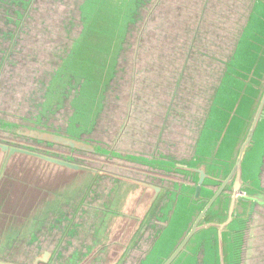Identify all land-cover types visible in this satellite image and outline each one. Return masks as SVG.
Returning a JSON list of instances; mask_svg holds the SVG:
<instances>
[{"label":"flooded vegetation","instance_id":"1","mask_svg":"<svg viewBox=\"0 0 264 264\" xmlns=\"http://www.w3.org/2000/svg\"><path fill=\"white\" fill-rule=\"evenodd\" d=\"M57 1L58 0H31L25 11L20 10L22 14L20 21L6 23L3 19H0V30H2V35H7L3 39L0 38V41H2L0 44V106L2 105L3 93H9L8 95L11 97V100H9L10 102L18 100V95H16L14 91L19 88L21 98H23V96L25 98L22 100V104L30 106L29 112L25 114V120L21 119V121L26 123L28 125L27 127L66 136V132L70 130L68 124L69 114L67 116L66 125L60 126L57 122L53 121L49 113H56V111L59 110V108H57L58 104H60L61 107L67 104V106L64 105V107H69V113H76L73 107L75 105L72 107L70 105L71 101L74 99L70 91L75 90V88H72V86H75V82L72 85L70 84L73 80L70 74V65L73 64L74 60V47L71 49V44H75L82 31V4H77L76 2H78V0H76V2L74 1L75 7L78 8L80 12V17L78 14V18L69 15L68 19H60L61 28L66 35V41L50 52L49 55H52L53 58L55 57L51 62L38 58L39 55L37 51L41 50L43 47L39 41L31 39L32 33H36L38 30L50 31L55 29L53 23L50 22L48 24L41 19L38 24L37 19L41 4H47L52 8L56 7ZM237 1L238 0H151V2H149L145 0V4L141 9V28L138 33L136 32L137 30H133V35L130 36L129 34L127 36L119 62L126 64V67L130 63V69L128 71L130 77L129 83L130 86L132 85L130 89L128 88V94L130 96L133 83L139 82V79L135 78L137 74L135 64L138 62L141 54L148 51L149 55L142 59V63L145 62V64L150 65L149 69L154 70L153 75L150 79H145V83L140 86V90L135 89V94H138L139 99L141 95L143 100L137 102L129 99L126 103V115H124V117L129 118L130 113L135 112L147 116V127L155 131V137L149 150L139 148L138 145H134V142L129 143L126 141L127 149V146L130 145V149L143 152H138L134 155H119V158L127 157L128 159V157H130L134 162L146 166L155 165L151 164L153 162L159 163L164 161L163 164H169L181 160L184 153L183 145L184 143L186 144L188 133L196 129V123H198L199 117L202 116L199 115L198 109L202 105L201 101L205 92V85L207 86L208 84V76L217 66L214 62V52L219 50L218 47L222 44L223 38L226 36L225 25H228L234 17V4H236ZM75 27H77V31L71 34L72 29ZM151 32H155V35L158 37L154 39L152 43H149L147 41V36ZM8 33H10L9 36ZM130 48L131 55L129 52ZM29 62H31V65ZM27 65H29V67ZM16 67H18V79L19 77L22 78L21 83H18V80H10L13 75L15 76L17 73ZM124 67L120 69L123 70L126 68ZM163 69L170 70L168 74V76H170L168 78L169 80L164 79L162 75ZM170 78H172V80ZM156 81H158V84ZM163 81L169 83L166 87V91L163 93L165 96L160 98L159 95L162 90L160 85L162 86ZM154 82V88L148 90V94L145 95L144 87L147 85L150 86V84ZM117 83L118 82H116V84ZM157 85H159V88H156ZM109 86L107 88H109ZM184 88L188 91L184 92ZM99 91L101 92L96 96V100L100 101L98 104L101 105L100 112L102 111L104 117H107V119L113 118V113H111L112 106L105 107L107 104H105L107 95L103 94L102 88H99ZM146 96L155 98V105H157L158 111L154 113L149 111L150 108L147 106L151 104L152 101L150 99V101H148ZM96 100L92 105L93 110H95ZM8 107H11V105ZM17 111L14 113H17ZM84 113L86 112L84 111ZM154 118H158L157 123L152 121ZM21 121L19 120L18 122L21 123ZM106 121L107 120L101 123L102 128L104 127L103 131H106L107 126L110 125V123ZM8 125L20 127L15 123ZM122 130L123 127L120 128L115 139L108 141L110 145H107L104 141L103 143L99 144V142H97V145H93L90 142L93 143L95 140H91L90 138L92 136H87L85 133H81L75 139L92 146L95 150L93 153L95 155L112 157L115 155L113 150L115 151V149L120 147V145L118 146L119 140L121 142L123 141V138L119 139ZM130 131L133 130L131 129ZM130 131H128L126 138H131L129 136ZM81 135L84 136L81 137ZM172 135L174 137L184 135V140L182 137L169 138V136ZM92 139H94V137H92ZM30 141L38 145L49 146L45 142L40 143L33 139H30ZM142 141L145 142L146 140ZM171 142L175 143V145L171 146ZM53 146L67 149L69 152L71 151L59 145ZM166 151V158L161 159V154ZM139 155H142V157ZM158 157H160V159ZM80 160L82 159L74 158L69 161L74 164L85 166L84 161L82 160L83 164H81ZM156 165L164 167V165L161 164ZM87 168L99 173L97 169ZM131 170L135 171V168ZM141 173H143L144 177L147 179H143L138 183L151 185L153 184L151 182L153 179L152 177L156 176L161 179V176L155 175L154 173H147L145 171ZM137 175L140 176L137 172H130V181L136 182V180H138ZM97 178H99V175H96L95 180H97ZM125 181L130 182L129 180ZM129 184L130 183L117 181L113 187L117 185V187L123 188L125 185ZM129 190L130 187L127 191ZM79 193L78 196L70 198L62 207L58 206L57 210L60 208L58 211L61 210V212H52V216L46 218L39 228H35L32 235H29L25 239H17L11 245H7L4 249L0 250V264H16V262H11L16 255L18 258L24 256L26 261H30L33 264H51L50 261H54V264H80L83 263L85 258L90 256L91 253L93 257L88 264H106L107 255L104 253L105 246H102L98 252L93 254V240L89 238V236H85L88 230L91 229L92 233L93 230H95L93 229L95 226H92L90 223V221H96L94 219L96 216L93 215L95 212L92 211L89 220H87L88 217L86 215V217L81 220L82 222H73V219L67 215L71 214V212L72 214H78V212L88 213L85 210V206H89V203L85 202V205H83L81 200L82 195L86 192ZM255 196L264 199V196ZM256 206L260 211V215L257 216L258 212L254 220L255 226L257 227L256 221L262 215L263 218L258 225L264 224V202L258 200ZM102 210L103 209H99L96 213ZM101 220L102 212L97 221V237L109 242V238L112 237L110 228L108 227L106 230L107 233H104L103 230L105 227H101ZM103 223L105 224V222ZM147 225L151 228L150 224H145L137 231L138 235L135 237L134 241L131 242L135 245L137 244L133 249H130V225L124 226L123 236H121L120 239H114L112 241L116 246L118 245L119 248L124 247L123 254L118 255L116 252L111 255L112 260L110 261L109 259V264H130V262L134 260L140 253L142 245H146L151 241V238L148 239L145 237L146 230L143 232V228ZM160 229L163 230L162 228ZM51 230H53L54 235L57 234V232L60 234L57 244L52 249L43 246L41 242V238L47 236L48 232H51ZM121 232L122 230L120 233ZM114 233H116V231H114ZM255 233L258 240L256 250L253 252V248L247 244L249 240H246V246L242 253L243 264H264V231H259V229L256 228ZM90 235L92 236V234ZM118 235L119 233L117 236ZM77 237L80 238V242L84 241L82 238H85V243H79V245L72 244L71 240ZM64 252H69L65 259H63ZM57 256L59 257L57 258ZM43 257L46 259L45 261H38L36 263L38 259Z\"/></svg>","mask_w":264,"mask_h":264},{"label":"water","instance_id":"2","mask_svg":"<svg viewBox=\"0 0 264 264\" xmlns=\"http://www.w3.org/2000/svg\"><path fill=\"white\" fill-rule=\"evenodd\" d=\"M137 2L138 0H84L82 3L81 18L84 28L78 46H74L76 62L73 64L76 84L81 85V95L78 97V106L81 105V107H78L77 112L72 113L69 118L70 130L68 131L73 137L31 127L11 126L2 122H0V126H4V129L7 128L6 130L14 136L37 140L40 143L45 142L49 146L59 145L71 151L93 154L95 150L92 146L75 138L81 133L86 134L89 131V128L86 129V127L93 126L100 114L99 110L94 113H84L90 106L92 107L94 102L89 95L97 91V87L100 86L98 84L105 82L103 75L108 68L106 63L103 65L107 58H105V54L108 53V56H111L112 53L115 54L111 45L112 41H119L123 36L130 24ZM252 4L253 8L249 17L242 20L243 28L239 32V39L233 49V54H231L226 68L220 71L221 80L217 84V90L213 92L214 82L213 86L211 85L213 97L211 99L210 96L207 113L203 115L199 125V129L201 125L202 129L198 140L194 141V148L190 147V154L186 155L187 159L183 157L185 160L182 158L176 163L169 164H162L164 161L151 163L162 164L164 167L156 168L164 173H179L191 180L193 184L176 182L166 184L164 181L152 179L153 184L151 185L136 182L132 187L127 185L121 188L125 194V191L130 193L127 191L129 187L133 188L137 185L133 191L140 189L149 193L146 199H141V201L137 197L134 199L136 205L139 203L144 207V212L151 213V217L142 223V225L151 223L152 235L150 237H154L156 233L161 236L164 232L167 223H164L162 216L165 214L170 216V207L177 194L188 198L189 206L195 208L189 225L181 234L179 243H176L171 249V253L160 257L158 264H173L180 254H191L192 249L199 242L197 239L201 232L212 228L221 234L219 239L221 254L218 257L220 258L218 264H228L224 257L222 234L224 232L240 233L242 240L255 207V202L252 199L238 196V193L242 192L247 196L257 193L264 195L261 177L257 189L249 191L241 180L239 168L245 151L252 145L259 123L264 119V0H254ZM87 9L89 10L86 11ZM116 18L119 20L115 21ZM101 45L104 47L103 51L100 50ZM81 47L84 48L85 53L80 49ZM102 71L103 74H101ZM90 81H93L94 85H87ZM82 86L84 87L82 88ZM243 98H246L248 104L243 105ZM242 105L244 111L240 112ZM230 127L235 130L234 136L237 137V142L230 154V161L227 162L229 168L224 167L223 170H220L225 161L219 160L218 164L214 161H216V154ZM195 146L199 152L192 157ZM0 156L2 157L0 162V233L3 239L9 233V236L12 237L14 235L12 233H19L20 230H32L37 222L42 224L53 208L66 204L75 193L89 190L88 182H93L96 175L99 174L80 164L71 163L69 158L61 155L29 147L11 146L3 142H0ZM16 156H21L26 161H31L30 163H38L44 171L54 168L69 172L70 176H74V179L66 181L67 183H63L60 188L54 190L50 189L47 184L43 186L39 184V178L46 179L47 173L39 174L38 171H35L34 169L38 168L37 165L34 168L32 165L30 169L27 164H22L18 166V169H14V175L8 172L5 174L6 169L10 168L8 165L11 160ZM83 177L84 179H79ZM215 186H217L216 190L212 189ZM68 190H72L73 195H70L69 192L57 194ZM227 191L230 192V195L226 193ZM28 193L32 197H28ZM30 198L35 201L33 202ZM23 203L33 204L24 207ZM19 209L22 210L17 212L16 210ZM122 210H127V208L120 209L117 217L111 218V225L118 217L130 220V216ZM107 228L105 226L104 233H107ZM102 242L105 246L104 253L107 255L108 262L106 261V264H109L111 255L108 254V249L113 246L103 239ZM196 250L198 253L201 252L200 247ZM45 260L43 257L36 263Z\"/></svg>","mask_w":264,"mask_h":264},{"label":"rangeland","instance_id":"3","mask_svg":"<svg viewBox=\"0 0 264 264\" xmlns=\"http://www.w3.org/2000/svg\"><path fill=\"white\" fill-rule=\"evenodd\" d=\"M74 1L76 2V0H58L56 3V7H52V8H50V6H48L47 4L46 5L44 3L41 4V8L39 10V16L37 19L38 24L40 23V20L43 19L44 22L48 24L51 22L55 25V29L53 30L45 31L41 29V30H38V32L36 33H32L31 39L39 41L43 47L41 50L37 51L39 55L38 58H40L41 60L51 62L53 59H55V57L53 58L52 55H49L50 52H52L54 48H57L59 45H62L66 41V35L61 28L60 19H63V18L68 19L69 15H72L73 17L78 18V14L80 17V12L78 8L75 7ZM82 1L84 2V0H81V2L80 0H78V2L76 3L77 4L80 3L81 5L83 3ZM81 9L83 10L82 5H81ZM89 9H87L86 11H88ZM117 20H119V18L115 19V21ZM76 31H77V27L72 29L71 34H74ZM157 37L158 36L155 35V32H151L147 36V41L149 43H152V41L156 39ZM78 40H76L74 45L70 43L71 49L74 46L76 47L78 46L80 42V40L79 41ZM103 48H104L103 45H101L100 50L103 51ZM80 49L85 53L84 48L81 47ZM129 52L131 55V48ZM148 55H149L148 51L145 52L144 54H141V57L139 58L138 62L135 64L136 70H137L136 72L137 74L135 78L139 79V82L133 83V88H132V92L130 93V96L128 94V88L130 89L132 87V85L130 86V83H129L130 77H129V72H128L130 69V63L127 65V67H126V64H122V62H119L116 64L114 76L109 82L110 86L109 88H106L104 91V94L107 95L106 97L107 102L105 100V104L106 103L108 104V105L106 104L105 107H109L110 105L112 106L111 113H113V116H112L113 118L107 119V117H104V114L102 113V111L99 112L100 114L98 115L95 123L93 124V129L91 133L87 134V136L94 137V139H92V137L90 138L91 140H95V142L93 143L90 142L93 145H97L98 144L97 142H99V144L103 143V141L107 145H110L108 141H111V139H115L117 134L120 131V128L123 127L122 133L119 136V139L123 138V141L121 142L119 140L118 146L120 145V147L115 149V151L113 150L115 155L112 157H106L105 155H95L92 153H80L76 151L69 152L67 149L58 148L53 145L52 146L38 145L35 142L33 143L30 140L24 139L19 136H14L13 134H11L10 132L6 130L7 128L4 129V126L2 127L0 126V142L6 143L11 146L29 147V148H33V149L40 150L43 152H50V153L58 154L65 158H69L70 160L74 158H79L84 161L85 166L93 168V169H97L99 171V174H97L99 175V178H97V180H93V182L91 183L88 182L89 190H86L85 191L86 193L82 195V199H81L82 204L85 205V202L89 203L88 204L89 206H85L86 208L85 210L88 213L78 212V214H72L71 212V214H67L68 217H71V219H73L72 220L73 222H82L81 220H83L86 217V215L88 217L87 220H89L90 215H92V211L95 212L93 215L96 216L94 217L96 221L95 222L90 221L91 225L95 226L93 228L95 230H93V233H92L90 229L85 234V236H89V238L96 235L97 233L96 226H97L98 217L101 212H102V220H101L102 226L101 227H105V226L110 227L111 222H112L110 221L111 218L113 219L114 217H117L116 215L117 213L120 212V209L124 208V206H127L126 203L130 202L129 192L125 191V194H124L123 190L120 187H117V185L113 187V185L117 181L130 183V182L125 181V180L130 181V172L131 173L137 172L140 175V176L137 175L138 180H136V182H140L143 179L144 180L147 179L144 177V174L141 173L145 171L147 173L148 172L154 173L155 175L161 176V179L156 176L152 178L154 180L164 181L166 184L169 182H176L179 184H184V183L193 184L191 180L186 179L179 173H176V172L164 173L160 169L156 168V167H162V166H158V165H147L146 166L142 164L140 165L134 162V160H132L130 157H128V159L127 157L119 158V155L126 156V155H134L138 152H143L140 150L130 149V145L127 146L128 147L127 149L126 141L129 143L134 142L135 143L134 145H138L139 148L149 150L151 147V144L153 143L154 137H155V134H154L155 131L147 127L148 126V120L146 118L147 116L142 115V113L135 112V113H130L129 118L124 117V115H126L125 113L126 103L128 102L129 99L133 101H137V102H140L143 100V97H141V95L139 99L138 94H135V89L140 90V86H142V84L145 83V79L147 78L150 79V77H152L153 75L154 70L149 69L150 65L145 64V62L142 63V59L144 57H148ZM29 64L31 65V62H29ZM215 65H218V64L215 62ZM27 66L29 67V65ZM121 67H124L125 69L121 70L120 69ZM16 70H17V73L15 74V76L13 75V77L10 80L11 81L18 80V83H21L22 78L19 77L18 79V67H16ZM169 73H170L169 69L162 70V75L164 76V79L169 80L168 79L170 77L168 76ZM170 79L172 80V78ZM210 80H211V74L208 76V82ZM165 81H163V83L161 82L162 86L160 85V88L162 89L159 95L160 98L165 96L163 95V93L166 91V87L169 83ZM116 82L118 83L116 84ZM156 82L158 84V81ZM154 84L155 82L153 84H150V86L147 85L144 87L145 95L148 94V90H152L154 88L153 87ZM156 88H159V85H157ZM183 91L187 92L188 90L184 88ZM210 92H211V84L209 83L208 86L205 85V92L203 94V97H202L203 99L201 101L202 105L198 109L199 115H202L201 117H199L200 123L203 118V115H205V113L207 112V106L209 105V102L206 106L205 111H203V106L209 100L208 98L210 96ZM14 93L18 95V98H19L18 100L14 102L9 101L11 100V97L8 95L9 93L2 94L3 98H2V105L0 106V122L4 124L15 123L16 125L20 127H27L28 125L26 123H23L21 119L25 120L24 118L26 117L25 114L29 112L30 106L22 104V100L25 98L24 96L23 98H21V92L19 88H17L14 91ZM70 93H73V91H70ZM146 97L148 101L150 100L152 101V103L147 106L150 108L149 111L151 113L158 111L157 109L158 107L157 105H155V98L154 97L149 98V96H146ZM99 102H100L99 100H96L94 111H97L99 109V105H98ZM242 102H243V105L245 103L248 104L246 98H243ZM9 105H11V107H8ZM64 105L67 106V104H64ZM64 105H62L61 107L60 104H58L57 108H59V110H57L56 113H49L53 121L57 122L60 126L66 125L68 114H69V118L72 115V113H69L70 111L69 107L65 108ZM243 105L240 108V112L244 111ZM16 111L17 113H14ZM19 120L21 121V123L18 122ZM105 120H107L110 123V125L107 126L106 131H103L104 127L102 128L101 123L104 122ZM152 121L157 123L158 118H154ZM68 124H69V120H68ZM196 126H197V123H196ZM131 129L133 131H130ZM128 131H130L129 136L131 138H126ZM197 132H198V126L196 127V129L189 131L188 136L186 138V144L184 143L183 145L184 153H183L182 158L184 157L185 159H187L188 156L186 157V155L190 154V147H193ZM234 133H235V130L232 127H230L224 137L222 146L220 147L219 151L216 154V161H214L215 163L218 164L219 160L225 161L222 164L220 170H223L224 167L229 168V165L227 164V162L230 161L229 159L230 154L234 150V147L236 146V142H237V137L235 138ZM65 135L68 137H73V135L69 133V131L66 132ZM173 135L169 136V138H173L174 137ZM83 136L84 135H81V137ZM181 137L183 139L184 135H180L179 137H174V138H181ZM142 140H146V141L143 142ZM170 145L173 146L175 145V143L171 142ZM166 153L167 151L161 154V159L166 158L165 156ZM139 156L142 157V155H139ZM158 158L160 159V157ZM1 160H2V157L0 156V162ZM82 160H80L81 164H83ZM30 162L31 161H26L21 156H16L15 158L11 160V163L8 165L10 168L9 170L8 168L6 169L5 174H7L8 172L14 175L15 174L14 169H18L19 168L18 166H21L22 164H27L28 168L30 169L32 165H34L33 168L36 167L37 165L38 168H35L34 169L35 171H38L39 174H42V172L47 173L46 179L43 180L42 177L39 178V184L41 186L47 184L49 185L50 189H54V190L60 188L63 183H67L66 181H69V180L71 181L72 179H74V176H70L69 172L59 170V169H54V168L46 169V171H44L42 169V166L39 165L38 163L36 162L30 163ZM263 162H264V119H262L261 122L259 123L258 128H257V133L253 139L252 145H250L245 151L244 157L239 167L240 172H241L240 173L241 180L243 183H245V188L248 189L249 191H255L257 189L260 177H261V185L262 187H264ZM132 168H135V171H132L131 170ZM261 172H262V175H261ZM79 179L82 180L84 179V177L79 178ZM0 186H1V183H0ZM133 188L136 189L137 185H135V187ZM216 188L217 186L212 187V189L214 190H216ZM113 189H116V190H113ZM112 190H113V193H112ZM67 192H69L70 195H73L72 190L61 191V192H58L57 194H61V193L66 194ZM226 193L230 195L229 191H227ZM79 194H80L79 192L75 193L71 198H74L75 196H78ZM255 195L264 196L263 193L262 194L257 193L252 196H247L245 193H242V192L238 193V196L249 197L250 199H252L255 202V207L252 210L250 220L247 223V228L244 232L245 234L242 240H241L240 233L230 234V232H224L222 234L224 238V244H222L224 247V257H225L226 262H228V264H243L242 253H243V249L246 246L245 244L246 240H249L247 241V244H249V246L253 248V252H255L257 244H258L255 229L257 228L259 229V231L260 230L264 231V224L258 225V223L260 224V221L262 220L263 215L257 219L256 221L257 227L255 226V222H254L255 215L258 212L259 213L257 214V216L260 215V211L258 207L256 206V202L258 200L259 201L262 200L264 202V199L259 198ZM29 196L32 197L30 193H28V197ZM13 198L15 197L13 196ZM57 198H59L58 195H57ZM31 200L33 202L35 201V199H31ZM23 204L25 205L24 207H26V206H31L33 203H27V204L23 203ZM62 206L63 205H61L60 207ZM22 209H19L16 211L20 212ZM99 209H103V210L96 213V211ZM194 211H195V208L189 206L188 198H183L181 194H177L175 198L173 199V205H171L170 207V216L169 215L167 216V214L162 216V220H164V223L165 224L167 223V227L165 228L164 232L161 234V236L159 235V233H156L154 237H151L150 243L147 244L145 247L144 246L141 247L140 253L134 258L133 261L130 262V264H158V259L160 257L165 256L169 252L171 253V249L176 245V243H179V239H181V234L183 230L186 228V226L189 225L191 216ZM52 212H61V210L58 211L57 208H53L48 213L46 218H49L50 216H52ZM107 221H110V222H107ZM103 222H105V224ZM41 225H42L41 222H37L34 225V229L39 228ZM144 225L145 224H143V226ZM231 228H234V227H231ZM90 234H92V236ZM81 235L84 236L83 234ZM59 236L60 234L58 232L57 234L54 235L53 230H51V232H48L47 236L41 238V242L43 246L52 249L57 244ZM220 236L221 234L219 233L218 230L216 232L215 228L202 231L200 236L197 239L199 242L198 244H196L195 248L192 249V253L189 255H186L185 253L180 254L173 264H218V261L220 259L218 257L221 254L220 242H219ZM77 238L72 239L71 243L74 245H79V243H85V238H82V240L84 241H81V242H80V238L78 239ZM100 245H101V241L97 239L92 246L93 248L92 251L94 252V250L96 249L95 252H98L99 247H101ZM198 247L201 248L200 253H198V251L196 250ZM68 253L69 252H64L63 259H65L68 256ZM58 257L59 256H57V258ZM89 257L90 256H88V258ZM24 258H25L24 256L21 258H18V256L16 255L14 256V259L11 260V262H16V264H33L30 261H26ZM88 258L84 260L83 263H80V264H88L89 262ZM263 261H264V254H263ZM50 263L54 264V261L53 262L50 261ZM37 264H44V263H37Z\"/></svg>","mask_w":264,"mask_h":264},{"label":"trees","instance_id":"4","mask_svg":"<svg viewBox=\"0 0 264 264\" xmlns=\"http://www.w3.org/2000/svg\"><path fill=\"white\" fill-rule=\"evenodd\" d=\"M31 0H0V19H3L4 22L6 23H14L15 21L17 22L18 20L20 21L21 19V12L20 10H23L25 11L29 5ZM149 2H151V0H148ZM254 0H238L235 5V14H234V17L231 19V21L229 22L228 25H225V37L223 38V41H222V44L219 45L218 47V51L217 52H214V62H216L218 65L214 68L213 72L211 73V80L208 82V84L210 83L212 85V83L215 85L213 86V92L214 90H217V87L221 80V77H220V71L224 70L227 66V63L230 59V56H232L231 54H233V49L235 48L236 44H237V41H238V37H239V32L242 30L243 26H242V20L243 18H248L249 17V14L253 8V3ZM145 4V0H138L137 4H136V9L132 15V19L130 20V24H128L127 26V29L125 30L123 36L120 38L119 41L115 40V41H112V47L114 48L115 50V54L113 55V53L111 54V56H108V53L105 54V58H106V61L103 62V65L106 63L108 68L106 69L105 71V74L103 75V78L105 79V82L104 83H100L98 85H100L99 87H97V91H95V93L89 95L91 96L90 98L92 99V101H95L96 100V96L98 95V93L100 92L98 89L99 88H102V92L104 94V91L105 89L109 86V81L111 80V78H113L114 76V72H115V69H116V64L119 62L120 60V56H121V51L122 49L124 48V42L127 38V36L130 34H132V31L133 30H137L136 32L138 33L139 29L141 28V20H142V16H141V9L142 7L144 6ZM84 28V25H82V29ZM82 31L80 32V35H81ZM10 35V33H8V36ZM80 35L79 37L77 38V40L80 38ZM7 35H2V30H0V38L3 39L4 37H6ZM2 43V41H0V44ZM112 48V50H113ZM73 55H74V50H73ZM108 61V63H107ZM76 60L74 59L73 60V64H75ZM221 63L223 64L221 66ZM73 64L70 65V74L73 78L72 80V83H70L71 85L75 82V86H72V88H75V90H73V93H72V96L74 97V99L71 101L70 105L71 107L73 105L76 112L78 110V107H81V105L78 106V97L81 95L80 94V90H81V85H77L76 84V78H75V75L76 73H73ZM103 74V71L102 73ZM97 82V81H96ZM98 83V82H97ZM88 84H92L94 85V82L93 81H90ZM207 84V86H208ZM84 86H82L83 88ZM213 93H212V90L210 92V96H211V99H212V96ZM210 96H209V100L207 101V103L203 106V111H205L206 109V106L208 104V102L210 101ZM208 97V95H207ZM211 105V103H210ZM83 108V106H82ZM84 110H85V107H84ZM100 112L101 110V105H99V109H98ZM93 113L94 110H93V107L90 106V108L87 109L86 113ZM207 113V112H206ZM199 125H200V122L198 120V123H197V126H198V132L196 133V138H195V141L198 140L199 138V135L201 133V129H202V125L199 129ZM93 126L92 125H89L86 127V129L89 128V131L86 132V134H90L91 131H92V128ZM197 145V144H196ZM194 148V146H193ZM210 148V147H209ZM199 150L197 149L196 150V146H195V149H194V152H193V156H195V153H198ZM185 160V159H184ZM193 161V159H192ZM195 162H197V160H195ZM45 221V220H44ZM34 228L32 227V230L31 229H26V230H20L19 233H12L14 234L12 237L9 236V234H7V236L5 237V239L1 238V233H0V250L4 249L7 245H11L15 240L17 239H21V238H27L29 235H32L34 230Z\"/></svg>","mask_w":264,"mask_h":264},{"label":"crops","instance_id":"5","mask_svg":"<svg viewBox=\"0 0 264 264\" xmlns=\"http://www.w3.org/2000/svg\"><path fill=\"white\" fill-rule=\"evenodd\" d=\"M136 182L135 181H130V186L132 187ZM149 195L148 192L144 191V190H134L133 188H130V202L126 203L127 206H124V208H127V210H123L124 213L126 214H130V220L127 218H123V217H118L116 220L113 221V224L110 227V234L113 237L109 238V243L113 246L110 249H108V254L109 255H113L117 252L118 255H122L123 251H124V247L119 248L118 245L116 246L112 241L114 239H120L121 236H123V230H124V226L130 225V249H133L136 245L134 243H131L134 241L135 237L138 235L137 231L140 230V228L142 227V223H144L145 219H148L151 217V213L146 211L144 212V207L142 205H136V201H135V197L139 198V201H141V199H146V197ZM130 205V206H129ZM130 210V211H128ZM129 212V213H128ZM144 212V213H143ZM143 221V222H142ZM151 225V223H148ZM115 227V228H113ZM113 228V229H112ZM149 225L145 226L143 228V232L144 230H146L145 232V237H147L148 239H150L151 235H152V228H150ZM122 230V232L120 233V231ZM114 231H116V233H114ZM119 233V235L117 236V234ZM162 233V232H161ZM93 240V243L99 239V241H101V247L104 246L102 239H100L99 237H97V233L96 235L91 237ZM146 238V239H147ZM149 244V243H148ZM147 245V244H146ZM146 245H142V246H146ZM100 247V248H101ZM97 248V247H96ZM96 249L94 250L93 254H95ZM99 251V250H98ZM92 252V251H91ZM93 257L92 253L90 254V257L88 258V256L85 258V260L88 258V261H91V258ZM112 257H110L111 259ZM112 260V259H111Z\"/></svg>","mask_w":264,"mask_h":264}]
</instances>
